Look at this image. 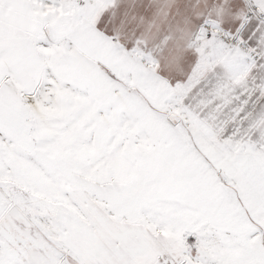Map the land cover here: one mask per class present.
Segmentation results:
<instances>
[{
    "label": "snow or ice",
    "instance_id": "snow-or-ice-1",
    "mask_svg": "<svg viewBox=\"0 0 264 264\" xmlns=\"http://www.w3.org/2000/svg\"><path fill=\"white\" fill-rule=\"evenodd\" d=\"M0 264H264V0H0Z\"/></svg>",
    "mask_w": 264,
    "mask_h": 264
}]
</instances>
